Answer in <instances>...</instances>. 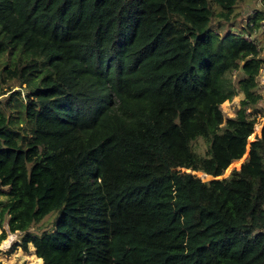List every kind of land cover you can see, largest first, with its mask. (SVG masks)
Returning <instances> with one entry per match:
<instances>
[{"label":"trees","instance_id":"trees-1","mask_svg":"<svg viewBox=\"0 0 264 264\" xmlns=\"http://www.w3.org/2000/svg\"><path fill=\"white\" fill-rule=\"evenodd\" d=\"M240 1L0 0V243L20 232L41 264H264L263 61L229 30ZM181 165L215 177L173 191Z\"/></svg>","mask_w":264,"mask_h":264},{"label":"rangeland","instance_id":"rangeland-1","mask_svg":"<svg viewBox=\"0 0 264 264\" xmlns=\"http://www.w3.org/2000/svg\"><path fill=\"white\" fill-rule=\"evenodd\" d=\"M236 10L239 12V15H237L236 17L238 21L236 20L237 22L233 23L232 26L229 27V30L234 33L241 34L248 39L256 38L257 48L259 51L258 54L263 61L262 68L260 69L259 75L257 76V90L263 95V100L257 106L260 110H263V115L258 116L256 118V123L254 124L255 126L260 123V127L262 130V126L264 123V0H241L236 6ZM254 15L257 16V19L253 21ZM247 23L253 26L251 29V33H249L247 29H245L246 27H249L247 26ZM16 87L17 86H14L13 88ZM5 95L6 93L4 94V96ZM241 98L242 93L238 92L231 99H226L221 103V109L225 117L234 115ZM248 111H250V109H248ZM260 135L261 131L259 134H256L253 137L247 139L245 156L243 157L241 162L245 161L248 157L250 143ZM241 162L238 165L233 164L229 166V168L227 170H224V172L221 174V177L227 176L233 168H239ZM187 171L190 172V170ZM171 174H174V169L172 170ZM201 179L207 180L209 178L201 175ZM4 199L5 197L3 195H0V200ZM51 219L52 216H47L43 220L33 223L30 226L29 230L36 233L45 228H49L51 226ZM6 232V237L0 243V262L2 264H41L42 259L36 256L34 247L31 243L28 244V248L26 250H23L20 246H14V248H12V243L15 240L20 239V232L10 233L7 229Z\"/></svg>","mask_w":264,"mask_h":264},{"label":"water","instance_id":"water-1","mask_svg":"<svg viewBox=\"0 0 264 264\" xmlns=\"http://www.w3.org/2000/svg\"><path fill=\"white\" fill-rule=\"evenodd\" d=\"M242 163V162H241ZM189 167H186V166H183V165H181L180 167L178 166V167H174L173 169H174V174H171V179L168 177V180H169V182L171 183V185H172V190L173 191H175V187H174V184H173V177H174V175L177 173V172H188V173H190V174H192V175H194V176H196L197 174H194V173H192V172H189V171H187V170H189L188 169ZM193 169V168H192ZM179 170V171H178ZM196 170V169H195ZM226 170V169H225ZM198 171V170H197ZM200 171V170H199ZM201 172H203V171H201ZM206 175H209V179L210 178H214L215 176H213V175H211V174H208V173H206V172H204ZM197 177H199V178H201V175H197ZM218 177H221V175L220 176H218ZM223 177V176H222ZM174 198H175V194H174ZM172 199V198H171ZM173 200V199H172ZM172 209H174V207H173V205H172V207H171ZM180 216V218L182 217L181 216V214H179V213H177V216Z\"/></svg>","mask_w":264,"mask_h":264},{"label":"bare ground","instance_id":"bare-ground-1","mask_svg":"<svg viewBox=\"0 0 264 264\" xmlns=\"http://www.w3.org/2000/svg\"><path fill=\"white\" fill-rule=\"evenodd\" d=\"M33 246V245H32Z\"/></svg>","mask_w":264,"mask_h":264}]
</instances>
